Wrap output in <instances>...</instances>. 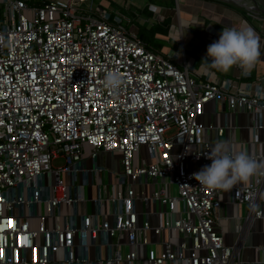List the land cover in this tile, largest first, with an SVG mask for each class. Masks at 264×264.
<instances>
[{
	"label": "built area",
	"instance_id": "2783aa9c",
	"mask_svg": "<svg viewBox=\"0 0 264 264\" xmlns=\"http://www.w3.org/2000/svg\"><path fill=\"white\" fill-rule=\"evenodd\" d=\"M89 1L0 0V264H243L217 228L222 191L192 174L215 145L206 104L262 128L263 89L199 81ZM231 202L262 218L264 175Z\"/></svg>",
	"mask_w": 264,
	"mask_h": 264
},
{
	"label": "crops",
	"instance_id": "0c3cea01",
	"mask_svg": "<svg viewBox=\"0 0 264 264\" xmlns=\"http://www.w3.org/2000/svg\"><path fill=\"white\" fill-rule=\"evenodd\" d=\"M261 11V17H249L217 2L176 0L174 7L162 6L157 10L158 18L154 23L166 18L171 20L167 24L158 25L163 33L155 34L159 39L155 49L180 68L187 67L201 82L223 85L225 81L231 80L236 88L244 89L247 83H251L252 92L258 86L264 91V8L261 7ZM240 26L253 29L257 35L261 56L255 66L246 73L235 66L228 73L215 70L202 72V60L206 56L207 46L219 39L222 30ZM201 122L206 127V139L214 144L218 141L226 142L234 153L246 151L264 166V126L256 129V119L252 113L231 111L225 103L210 101L205 106ZM220 127L224 128L222 136L218 134ZM109 156L103 154L100 159ZM255 177L233 188L252 183ZM233 188L221 192L223 205L218 212L217 228L222 232L227 245L240 247L243 264H264V214L262 218L249 220L248 205L231 202ZM260 208L264 213V203Z\"/></svg>",
	"mask_w": 264,
	"mask_h": 264
},
{
	"label": "clouds",
	"instance_id": "9594fccd",
	"mask_svg": "<svg viewBox=\"0 0 264 264\" xmlns=\"http://www.w3.org/2000/svg\"><path fill=\"white\" fill-rule=\"evenodd\" d=\"M0 39L3 37L0 36ZM260 56L258 38L253 29L243 26L229 27L221 31L218 40L207 46L201 71L228 73L235 66L246 73L255 66ZM123 83L118 71L106 72L103 84L107 90L116 92ZM206 158L211 163L205 164L192 175L199 184L210 190L230 191L254 176L264 175V166L246 151L232 153L223 141H218Z\"/></svg>",
	"mask_w": 264,
	"mask_h": 264
},
{
	"label": "rangeland",
	"instance_id": "374dc122",
	"mask_svg": "<svg viewBox=\"0 0 264 264\" xmlns=\"http://www.w3.org/2000/svg\"><path fill=\"white\" fill-rule=\"evenodd\" d=\"M107 1L111 2L108 10L112 11L113 14H116L117 11L120 12L124 17L123 18L124 24L129 29L135 26L137 27L135 23H137L139 20L146 21L151 26L152 24H154L155 19L158 18L157 10L160 7L164 6L166 3L176 2V0H107ZM228 1L230 2V4H232L239 10L243 11L244 15H247L249 17L260 16L259 13L263 11V10L261 11V7L264 8V0H242L241 2H237V3H233L231 0ZM102 2L103 0H90L87 3V5H89L90 7L97 8ZM257 5L260 6V10L249 11L245 9V6L249 7V6H257ZM136 15L137 17L135 19ZM137 28L134 29L137 30ZM152 42L158 43L159 39L154 36ZM150 45H152V43ZM100 162L103 163L105 166H107V168H110L112 170L120 169L119 155L109 156L106 157L105 159H100ZM104 175H105L103 177L105 181L104 183L108 184L110 182V177L108 172L106 171ZM174 189L175 187H173V190ZM88 190L89 189H87L86 187V195H88Z\"/></svg>",
	"mask_w": 264,
	"mask_h": 264
},
{
	"label": "trees",
	"instance_id": "16d2710c",
	"mask_svg": "<svg viewBox=\"0 0 264 264\" xmlns=\"http://www.w3.org/2000/svg\"><path fill=\"white\" fill-rule=\"evenodd\" d=\"M205 1L217 2V3H220L222 5L231 7L232 9L237 10V11H239L241 13H244L243 11L239 10L238 8L233 6L232 4H229V3H226V2L224 3V2L218 1V0H205ZM110 4H111L110 1L108 2L107 0H103V2L100 3V6L108 9L110 7ZM164 6L174 7L175 6V2L166 3ZM136 17H137V15L135 16V19H136ZM170 20H171L170 18H166L163 21H159L158 23L156 22V23L152 24L151 26L148 24V22L143 21V20H139L137 23H135L138 28L135 26V27H132L131 29L137 28L136 31L138 33V36L141 39H143L145 42H147L149 45L152 43V45H150V46H152L153 48H157L156 46L159 45V42L158 43L157 42L154 43V42H152V39H153V37L155 36L156 33H158V32H162L163 33V29H160L161 27L158 26V25L162 24V23H164V24L166 23L167 24V23L170 22Z\"/></svg>",
	"mask_w": 264,
	"mask_h": 264
},
{
	"label": "water",
	"instance_id": "95a60500",
	"mask_svg": "<svg viewBox=\"0 0 264 264\" xmlns=\"http://www.w3.org/2000/svg\"><path fill=\"white\" fill-rule=\"evenodd\" d=\"M220 1H224V2L230 4V2H229L228 0H220ZM232 2H233V3H237L236 1H233V0H232ZM245 9H246V10H249V11H250V10H251V11H253V10H260V6H259V5H257V6H250V7L245 6Z\"/></svg>",
	"mask_w": 264,
	"mask_h": 264
},
{
	"label": "bare ground",
	"instance_id": "6f19581e",
	"mask_svg": "<svg viewBox=\"0 0 264 264\" xmlns=\"http://www.w3.org/2000/svg\"><path fill=\"white\" fill-rule=\"evenodd\" d=\"M232 1V0H231ZM233 1H236V2H241L242 0H233ZM250 7V6H249Z\"/></svg>",
	"mask_w": 264,
	"mask_h": 264
},
{
	"label": "snow or ice",
	"instance_id": "6c2138e0",
	"mask_svg": "<svg viewBox=\"0 0 264 264\" xmlns=\"http://www.w3.org/2000/svg\"><path fill=\"white\" fill-rule=\"evenodd\" d=\"M81 94H82V91H81Z\"/></svg>",
	"mask_w": 264,
	"mask_h": 264
}]
</instances>
